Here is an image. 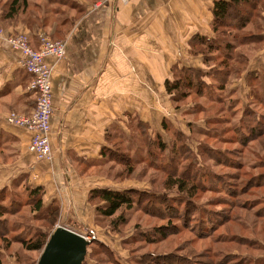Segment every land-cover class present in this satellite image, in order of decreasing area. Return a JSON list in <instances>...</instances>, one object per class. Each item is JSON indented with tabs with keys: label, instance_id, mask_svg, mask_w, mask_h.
<instances>
[{
	"label": "rangeland",
	"instance_id": "374dc122",
	"mask_svg": "<svg viewBox=\"0 0 264 264\" xmlns=\"http://www.w3.org/2000/svg\"><path fill=\"white\" fill-rule=\"evenodd\" d=\"M8 1L0 0V40L8 45L9 37L23 33L30 43L24 31L5 34V13L10 15L11 11ZM252 1L256 6L250 19L253 27L245 31L235 30L244 7L240 8V16L232 15L228 24L217 28V35L212 32V13L206 18L208 32L202 36L215 39L211 45L216 48L208 52L210 57L205 61L206 52L194 55L201 57L196 67L203 72L198 77L200 81L197 83L193 76L194 87L186 99L170 101V114L161 126L151 129L139 123V127L131 129L130 139L126 137L128 141L115 138L111 146L115 153L100 168L81 173L105 188H128L141 196H134L133 207L122 208L123 212L111 219L94 214L96 200L89 203L93 215L85 219V225L69 218V228L91 241L97 240L88 246L84 264H157L153 254L167 255V262L160 264H264V29L262 35L258 31L259 26L264 27L258 20L264 15V0ZM22 9L20 6L16 16ZM251 32L259 33L263 41L243 46L242 38L252 37ZM224 43L232 44L229 56L224 52ZM192 52L189 43L191 56ZM217 74L220 82L210 78ZM33 96L35 107L36 95ZM33 109L28 113H5V108L0 107V117L29 116ZM122 159L128 160L129 168ZM52 160L51 149V159L44 163ZM190 176L196 183L200 181L193 193L192 188L181 193L171 184L176 177L187 180ZM257 180L260 186H255ZM153 198L172 200L168 205L179 209V216L170 222L175 229L164 239L154 234L156 229L167 226L170 215L165 213L161 219L149 214L147 210L166 212L167 204L159 205ZM25 202L26 198H20L18 208H9L14 213L0 220V264H37L43 248L29 252L22 242L35 241L38 233L48 238L57 226H64L56 206H50L57 213L52 223L50 216L30 212ZM185 203L192 206L189 214ZM121 215L125 223H116Z\"/></svg>",
	"mask_w": 264,
	"mask_h": 264
},
{
	"label": "crops",
	"instance_id": "0c3cea01",
	"mask_svg": "<svg viewBox=\"0 0 264 264\" xmlns=\"http://www.w3.org/2000/svg\"><path fill=\"white\" fill-rule=\"evenodd\" d=\"M214 1L27 0L18 16L5 13V34L24 31L33 47L38 35L48 34L64 41L66 54L46 59L52 67V162L34 159L27 149L29 132L0 122L5 204L25 195V185L40 187L43 208L56 206L65 227L69 218L85 225L93 215L89 191L105 187L81 173L100 168L107 159L102 150H111L115 138L128 141L138 123L159 128L169 116L164 82L173 81L175 71L200 66L201 57L191 56L188 45L195 34H207ZM19 60L0 40L5 113L34 108L27 89L31 76Z\"/></svg>",
	"mask_w": 264,
	"mask_h": 264
},
{
	"label": "trees",
	"instance_id": "16d2710c",
	"mask_svg": "<svg viewBox=\"0 0 264 264\" xmlns=\"http://www.w3.org/2000/svg\"><path fill=\"white\" fill-rule=\"evenodd\" d=\"M27 0H12L10 3V15L12 16L15 15L18 12V9L20 6H25L26 5ZM244 7L243 9V17L242 20L240 21V23L235 26V30L237 32H239L240 30H246L249 26H252L253 24V20L252 19V13L254 12V10L256 9V6L254 5L253 1L251 0H216L212 3V8H211V13H212V17H213V26H212V32L217 35L215 32L217 31V28L220 26H225L227 23V21L231 18L232 15H237L240 16V8ZM253 10V11H251ZM235 17V16H234ZM258 20H260L261 23L264 24V15L258 17ZM259 26V25H258ZM253 27V26H252ZM261 29L258 30L259 33L261 34L262 29H264V27L259 26ZM259 33H255V32H251L250 35L248 37H243L242 41L240 42L243 46L244 44H255L259 41V43H261L262 40V34L259 35ZM215 39H207V37H204L202 35L199 34H195L191 40H190V45L193 48V52L192 55H199L201 54L200 52L205 53V55H203V59L204 61L207 60L210 56L208 54V52L211 51V49L214 47V45L212 44V41H214ZM254 42V43H252ZM226 55L229 56L231 50H232V44L230 43H224L223 44ZM200 48L199 51L195 53L196 48ZM201 47H203V49H201ZM216 48V47H214ZM224 62H222L221 64H223ZM176 75L173 78V81H165L164 82V87H165V91L167 93V95H169L170 101L172 102H182L186 99V97L189 95V92L191 91L193 86L192 83V77H195V80H197V83H199V75L203 74V72L200 69L197 68H186V69H180L179 71H175ZM195 74H198V76H195ZM213 75V74H212ZM228 75V73H227ZM216 77H218V74L214 77H210L211 79L215 80V82L219 81ZM220 82V81H219ZM223 82V80H222ZM213 84V82H211ZM187 91V92H186ZM187 94V96H186ZM222 111V110H221ZM137 127H139V123L137 124ZM254 140L257 139L256 135L253 137ZM262 142H264V140H262ZM103 154L106 155L107 158H109L113 153H115L114 151L112 152L110 149H103L102 150ZM125 158V157H124ZM122 160H126V159H122ZM128 160H130L128 158ZM128 160H126L124 162V164H126L129 168V162ZM118 161V160H117ZM195 177H189V179H182L181 177H176L173 181V183H171L175 188H177L179 190V192L184 193L185 190H187V192H189L192 188V192H195L196 188L194 186H200L199 183L200 181L197 180L198 182L196 183L195 181ZM168 183V182H167ZM188 184H191L190 188L187 189ZM262 184V183H261ZM260 180H257L255 186H260ZM255 186H252V188H254ZM24 192L25 195L23 196H19L20 198H26V205H29V209L30 212L33 213H40L43 214L45 216H50L51 218L49 219L50 222H54V219L57 218V213H53V211H51V207L48 208H43L42 206V202H41V191L42 189L39 188H34L31 189L28 185L24 186ZM135 192V193H134ZM136 190H132V189H123L121 191H114L112 189H108V188H100V189H94L89 191L88 193V200L90 203H92L93 201L96 200V203H94L95 205V212L94 214L96 215H100L102 216L103 219L107 220V219H111L113 217H115L117 214L122 213L123 211H121L122 208L127 209H131L133 207V204L136 202V199L134 196H138V198H141L140 194H136ZM193 194H191L189 197H192ZM20 198H12V200H10V202L8 204L3 205L2 203L5 202V196L0 194V220L2 218H4L5 216L9 215L10 213H14V212H10L11 210L9 208L11 207H16L19 206V200ZM146 199V198H144ZM155 198H153L154 200ZM164 200V201H162ZM172 200L167 201V199H161V200H157L155 199V202H158L157 204L159 205H164L165 203L167 204L165 207V211H162L161 209H157L154 212H151L149 210L148 213L153 215V216H157L161 219H164L163 216H165V213H169L170 217L168 218V223L167 226L165 227H160L159 229H156V232L154 234L155 237H161L162 239L166 238L168 236V234H170V232L175 229V226L173 224H171L170 222L172 221L173 218H177L179 216V209L178 207L172 206V205H168ZM188 204V205H186ZM186 206V213L188 212L189 214V208H191V204L189 203H185ZM252 206V205H249ZM249 209V208H248ZM260 213V212H258ZM187 214V216H188ZM186 216V217H187ZM117 218V217H116ZM264 218V215H263ZM116 223H125V219L124 217L121 215L118 217V219H115ZM210 220V219H209ZM114 221V220H113ZM8 223V220L5 221ZM187 222V220H186ZM115 225V223H112V225ZM37 239L35 241H29V242H22V246L26 251H39L41 250L45 243H46V236L45 234H37ZM22 241V240H21ZM151 241H153V239H151ZM96 243L97 240L95 238L92 239L91 243ZM150 243V242H149ZM153 243V242H152ZM153 256H155L156 258L153 259L157 264H160L161 262H167L168 258L166 257L167 255L163 254H158L155 255L153 254ZM86 258V257H85ZM145 258V257H143ZM147 258H151V256H147ZM160 258V261L158 260ZM85 262V260H84ZM83 262V264H84ZM148 264V263H146Z\"/></svg>",
	"mask_w": 264,
	"mask_h": 264
},
{
	"label": "built area",
	"instance_id": "2783aa9c",
	"mask_svg": "<svg viewBox=\"0 0 264 264\" xmlns=\"http://www.w3.org/2000/svg\"><path fill=\"white\" fill-rule=\"evenodd\" d=\"M10 49L20 55L19 63L30 76L31 82L28 91L36 95V105L29 116L7 114L0 117V122L9 126L25 130L31 134L28 151L36 161L51 159L50 132L53 108L52 100V67L46 63L51 57L56 60L65 58V43L53 41L46 34L38 35V49H32L27 37L18 33L7 39Z\"/></svg>",
	"mask_w": 264,
	"mask_h": 264
},
{
	"label": "water",
	"instance_id": "95a60500",
	"mask_svg": "<svg viewBox=\"0 0 264 264\" xmlns=\"http://www.w3.org/2000/svg\"><path fill=\"white\" fill-rule=\"evenodd\" d=\"M91 240L72 229L57 226L49 235L37 264H83Z\"/></svg>",
	"mask_w": 264,
	"mask_h": 264
}]
</instances>
